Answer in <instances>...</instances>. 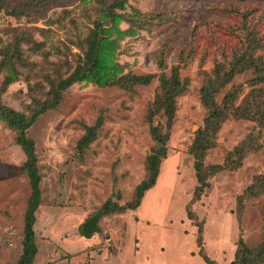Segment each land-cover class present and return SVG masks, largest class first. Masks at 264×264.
I'll use <instances>...</instances> for the list:
<instances>
[{"label": "rangeland", "instance_id": "374dc122", "mask_svg": "<svg viewBox=\"0 0 264 264\" xmlns=\"http://www.w3.org/2000/svg\"><path fill=\"white\" fill-rule=\"evenodd\" d=\"M113 3L0 0V90L11 70L16 77L3 104L28 113L34 99L49 98L84 55L94 21L110 22ZM116 11L126 16L120 29L131 30L119 42L121 75L150 80L130 87L75 84L29 130L42 191L34 263L208 264L202 254L231 264L240 241L264 245V96L252 119L234 116L252 90L264 91V80L251 85L264 69V0H126ZM175 75L181 91L169 127L167 117L151 114L164 80ZM212 112L220 117L208 126ZM151 124L170 128L157 185L136 211L104 213L108 201L131 203L146 178L156 144ZM95 126L83 151L80 143ZM203 132L204 169L226 170L211 176L195 199L196 144ZM25 162L16 132L0 121V264H18L23 252L31 194ZM95 216L100 230L83 252L86 245L74 234L83 235L82 225ZM71 237L75 243L63 242Z\"/></svg>", "mask_w": 264, "mask_h": 264}, {"label": "trees", "instance_id": "16d2710c", "mask_svg": "<svg viewBox=\"0 0 264 264\" xmlns=\"http://www.w3.org/2000/svg\"><path fill=\"white\" fill-rule=\"evenodd\" d=\"M126 0H114L111 6L110 22L96 20L93 27L90 29V34L86 39V50L83 56H80L76 67L67 77L60 78L59 82L52 86L49 93V98L42 101L34 99L32 106L28 107V113L14 110L2 102V95L6 92L8 85L12 82L11 79H6L4 87L0 90V121H3L11 129L16 132V142L22 148L26 162L24 165L25 173L30 182L31 194L29 197L27 210L25 214L24 226V242L23 252L19 258L18 264H34L38 254V246L36 243L35 225L37 223L38 210L41 205V174L39 172L38 157L36 153V143L29 137V130L36 124L40 117L48 111L55 109L62 100V94L72 86L78 83L95 84L99 87H108L114 84L120 87H130L135 84L146 85L150 78L123 76V70L116 62L117 51L120 40L131 30L122 31L120 25L126 20V16L117 13V9L125 8ZM255 40V44H256ZM264 69H260V74L251 81L252 87L259 85L264 80V75L261 73ZM240 89V88H239ZM181 91L179 77L175 75L172 79H165L163 85V94L158 95L152 109V119L159 115H164L169 120V127L174 118L175 112V97ZM239 90L235 91V95ZM250 93L253 96L247 95L241 106L234 111V116L243 115L246 119H252L256 115L254 109L259 110L264 91L254 89ZM212 93L205 92L204 101L208 106L212 105ZM247 110V112H246ZM164 112V114H163ZM242 112H246L243 113ZM212 112L207 120L208 126L215 123L220 115ZM252 114V115H250ZM152 126V135L155 141V146L152 148L150 155L147 158V175L146 178L136 187L135 198L131 203L125 206H120L108 201L103 206L102 210L106 214L113 212L124 213L126 211H136L140 206L146 192L153 189L157 185L160 175V169L163 161L168 157L167 143L170 140V128L164 131L162 126ZM98 126L88 129L87 137L80 143V148L84 151L96 136ZM166 129V130H167ZM209 134V132H208ZM202 138L198 137L197 148L195 154L197 156L196 171L199 186L195 193V199H200L206 188L210 187L208 180L220 172L226 170V165H214L204 169L202 158L205 153L202 152L206 144L205 132ZM211 135V133H210ZM209 144L210 142L207 141ZM229 166V164H228ZM193 220V219H192ZM198 245L201 247V239H198ZM203 259L208 264H216L207 256L202 255ZM264 258V245L255 248L248 246L244 241H240L236 253V258L231 264H257Z\"/></svg>", "mask_w": 264, "mask_h": 264}, {"label": "water", "instance_id": "95a60500", "mask_svg": "<svg viewBox=\"0 0 264 264\" xmlns=\"http://www.w3.org/2000/svg\"><path fill=\"white\" fill-rule=\"evenodd\" d=\"M101 20L108 21L109 18L101 17ZM10 79H16L15 75L13 74L12 70L9 75ZM99 219V216L92 217L88 219L83 225H82V233L86 238H91L95 233L99 232V227L97 226V221Z\"/></svg>", "mask_w": 264, "mask_h": 264}, {"label": "crops", "instance_id": "0c3cea01", "mask_svg": "<svg viewBox=\"0 0 264 264\" xmlns=\"http://www.w3.org/2000/svg\"><path fill=\"white\" fill-rule=\"evenodd\" d=\"M54 228H55V225L53 226ZM56 229V228H55ZM59 230H61V231H63L64 230V228H62V229H60V228H58ZM53 231H55L54 229H53ZM51 232L52 233V235H54L53 237L55 238L56 236H55V234H56V232ZM55 233V234H54ZM42 235V234H41ZM58 236V238H60L61 236H60V234H57ZM77 238H80V241L82 242V244H85L86 246H85V248L83 249V252H88L90 249H92V243L90 244L89 243V239L88 238H86L84 235H77V234H74ZM78 236H80V237H78ZM93 237V236H92ZM46 238H48V237H46ZM63 242H65V244H73V243H75L74 242V240H73V238L71 237V238H64L63 239ZM90 244V245H89ZM91 246V247H90ZM92 251V250H91ZM39 252H40V249H39V247H38V254H39ZM37 254V255H38ZM37 257V256H36ZM62 259V258H61ZM52 262V261H51ZM49 263V264H53V262L52 263ZM35 264V263H34Z\"/></svg>", "mask_w": 264, "mask_h": 264}, {"label": "built area", "instance_id": "2783aa9c", "mask_svg": "<svg viewBox=\"0 0 264 264\" xmlns=\"http://www.w3.org/2000/svg\"><path fill=\"white\" fill-rule=\"evenodd\" d=\"M0 24H1V19H0Z\"/></svg>", "mask_w": 264, "mask_h": 264}]
</instances>
